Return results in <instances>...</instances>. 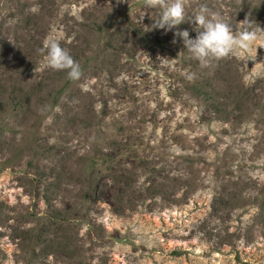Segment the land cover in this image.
Returning a JSON list of instances; mask_svg holds the SVG:
<instances>
[{
	"label": "rangeland",
	"instance_id": "374dc122",
	"mask_svg": "<svg viewBox=\"0 0 264 264\" xmlns=\"http://www.w3.org/2000/svg\"><path fill=\"white\" fill-rule=\"evenodd\" d=\"M128 2L0 0V264H264V33L204 67Z\"/></svg>",
	"mask_w": 264,
	"mask_h": 264
},
{
	"label": "clouds",
	"instance_id": "9594fccd",
	"mask_svg": "<svg viewBox=\"0 0 264 264\" xmlns=\"http://www.w3.org/2000/svg\"><path fill=\"white\" fill-rule=\"evenodd\" d=\"M118 2L129 3L128 0ZM142 6L146 9H159L155 17H150L153 21L151 27L165 32L176 28L172 43H177L176 38H180L185 49L204 67L209 66L212 60L229 57L238 49L250 50L258 35L264 33V28L255 24L248 16L234 27L206 5H200L189 18L196 32L195 38H191L188 30L177 27L186 20L185 0H143ZM143 19L144 16L141 20ZM38 51L44 55L47 67L66 70L68 78L73 81L81 78L83 73L80 64L61 47L54 36L49 35Z\"/></svg>",
	"mask_w": 264,
	"mask_h": 264
}]
</instances>
